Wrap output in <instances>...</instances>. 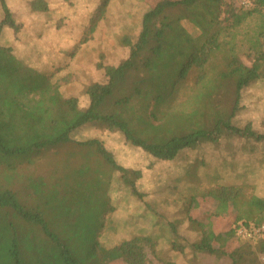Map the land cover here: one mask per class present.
<instances>
[{"label": "trees", "instance_id": "16d2710c", "mask_svg": "<svg viewBox=\"0 0 264 264\" xmlns=\"http://www.w3.org/2000/svg\"><path fill=\"white\" fill-rule=\"evenodd\" d=\"M142 2L147 10L139 33L134 42L123 40L128 56L115 66L98 62L103 82L86 86L85 109L61 92L71 75H42L24 65L10 47L0 46V173L9 171L0 183V264H152L146 248L154 252L156 243L147 236L132 237L111 249L94 242L89 255L81 256L34 205L18 199L16 185L25 189L22 197L28 200H56L61 179L48 186L41 176L18 175L17 165L24 161L16 165V159L68 144L72 133L85 126L119 133L127 145L161 162H173L184 150L218 145L228 137L264 147V133L249 124L234 125L243 108L242 91L264 79V0H253L249 9L225 0ZM30 8L48 11L45 0H33ZM0 9V33L5 28L18 33L21 26L6 0H0ZM93 31L94 25L88 33ZM182 88H188L187 98L179 93ZM80 144L93 147L130 195L143 199L145 194L136 187L142 177L139 170L119 165L96 139L76 146ZM206 198L212 214L192 217L199 199ZM224 207L232 208L234 230H206L204 220H214ZM185 214L199 236L190 245L194 253L227 259L229 264H263L259 255L264 254V237L240 238L231 251L225 246L236 240L238 223L264 225V195L248 196L243 186H219L191 196ZM168 226L175 239L174 225Z\"/></svg>", "mask_w": 264, "mask_h": 264}, {"label": "rangeland", "instance_id": "374dc122", "mask_svg": "<svg viewBox=\"0 0 264 264\" xmlns=\"http://www.w3.org/2000/svg\"><path fill=\"white\" fill-rule=\"evenodd\" d=\"M32 1L6 0L21 28L16 34L3 29L0 46L10 47L24 65L42 75H71L70 83L63 85L61 92L64 97L76 98L80 109H85L86 86L103 82L96 65L101 62L115 66L128 56L129 48L123 46V40L135 41L147 6L142 0H45L48 11L33 12ZM147 1L152 4L158 0ZM225 1L237 6L238 0ZM92 25L94 31L90 34ZM85 37L87 41L82 42ZM179 93L187 98L188 88ZM241 104L243 108L234 125L242 128L249 124L254 131L264 133V79L242 91ZM95 139L103 143L119 165L141 172L136 187L145 194L142 200L130 195L93 147L76 146ZM16 162H23L17 165L18 175L41 176L48 186L61 179L56 200H28L22 197L24 188H14L17 187L19 201L34 205L49 227L81 256L89 255L94 242L111 249L132 237L147 236L156 243L154 252L146 248L152 264H229L227 259L191 250V243L199 236L189 227L185 214L190 197L219 186H243L248 196L264 195V147L237 137L221 139L218 145L202 144L182 151L173 162H161L127 145L119 133L85 126L72 133L70 143ZM8 173L7 169L0 173V183L5 182ZM47 192L48 189L45 196ZM199 200L202 201L194 206L192 217L212 214L210 199ZM222 209L224 212L218 211L214 220L203 218L206 230H234L232 208ZM170 223L176 229L175 239L169 231ZM234 236L236 240L225 246L227 251L241 241L235 233ZM259 258L264 264V254Z\"/></svg>", "mask_w": 264, "mask_h": 264}, {"label": "built area", "instance_id": "2783aa9c", "mask_svg": "<svg viewBox=\"0 0 264 264\" xmlns=\"http://www.w3.org/2000/svg\"><path fill=\"white\" fill-rule=\"evenodd\" d=\"M237 5L244 9H249L253 5V0H238ZM237 237L245 240H255L264 237V225L238 223L235 227Z\"/></svg>", "mask_w": 264, "mask_h": 264}]
</instances>
